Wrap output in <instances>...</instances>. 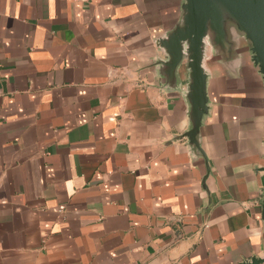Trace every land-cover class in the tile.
I'll return each mask as SVG.
<instances>
[{
    "label": "crops",
    "instance_id": "obj_1",
    "mask_svg": "<svg viewBox=\"0 0 264 264\" xmlns=\"http://www.w3.org/2000/svg\"><path fill=\"white\" fill-rule=\"evenodd\" d=\"M184 0H0V264H243L264 255V81L206 50L203 152ZM182 136V137H181Z\"/></svg>",
    "mask_w": 264,
    "mask_h": 264
},
{
    "label": "water",
    "instance_id": "obj_2",
    "mask_svg": "<svg viewBox=\"0 0 264 264\" xmlns=\"http://www.w3.org/2000/svg\"><path fill=\"white\" fill-rule=\"evenodd\" d=\"M240 36L248 42L252 60L264 81V0H184L181 20L156 38L166 54V59L158 63L170 81L177 78L182 64L188 69L185 97L190 127L182 136L202 153L201 126L209 112L206 50L211 46L224 58L231 59ZM243 264H264V255L252 256Z\"/></svg>",
    "mask_w": 264,
    "mask_h": 264
}]
</instances>
